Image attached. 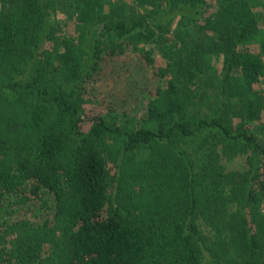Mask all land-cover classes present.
<instances>
[{
  "label": "trees",
  "instance_id": "trees-1",
  "mask_svg": "<svg viewBox=\"0 0 264 264\" xmlns=\"http://www.w3.org/2000/svg\"><path fill=\"white\" fill-rule=\"evenodd\" d=\"M259 8L0 0V264H264ZM131 54L162 60L146 116L88 117L94 73Z\"/></svg>",
  "mask_w": 264,
  "mask_h": 264
},
{
  "label": "rangeland",
  "instance_id": "rangeland-1",
  "mask_svg": "<svg viewBox=\"0 0 264 264\" xmlns=\"http://www.w3.org/2000/svg\"><path fill=\"white\" fill-rule=\"evenodd\" d=\"M125 1L131 4L134 0ZM263 3L264 0H260V5H263ZM262 8L257 9V12L258 14L263 12L264 15V9ZM59 16L66 17L64 13H60ZM76 33L75 23L73 26L71 24L67 35L74 37ZM254 49L256 50L255 47ZM210 62L220 74L223 70V60L211 56ZM161 64L162 60L159 58L157 67ZM157 67L156 70L150 69L139 60L137 55L133 54L105 59L83 91V106L87 116L93 117L107 114L118 121L122 120L130 128L137 126L146 116L149 99L157 95L158 89L166 86V81L156 76ZM256 89L264 96L263 82ZM212 99L214 101L215 98ZM205 111L209 112L208 107ZM239 122V119H234V128H237ZM88 125L89 123L86 122L84 125L85 130L89 128ZM113 168V164H110L112 173ZM237 169L240 174H244L243 159L238 160ZM240 182L241 179L238 178L237 183L240 184Z\"/></svg>",
  "mask_w": 264,
  "mask_h": 264
}]
</instances>
